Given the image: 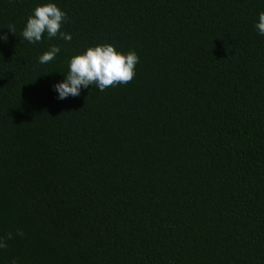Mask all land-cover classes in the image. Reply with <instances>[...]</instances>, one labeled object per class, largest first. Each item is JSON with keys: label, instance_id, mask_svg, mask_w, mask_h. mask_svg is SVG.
I'll list each match as a JSON object with an SVG mask.
<instances>
[{"label": "trees", "instance_id": "1", "mask_svg": "<svg viewBox=\"0 0 264 264\" xmlns=\"http://www.w3.org/2000/svg\"><path fill=\"white\" fill-rule=\"evenodd\" d=\"M49 2L71 40L30 43L26 20ZM261 12L0 0V264H264ZM100 44L137 54L131 82L58 99L70 58Z\"/></svg>", "mask_w": 264, "mask_h": 264}, {"label": "clouds", "instance_id": "2", "mask_svg": "<svg viewBox=\"0 0 264 264\" xmlns=\"http://www.w3.org/2000/svg\"><path fill=\"white\" fill-rule=\"evenodd\" d=\"M65 19L66 14L55 3L38 5L28 16L21 35L30 43L40 42L45 32L50 39L59 36L65 41L71 40V34L61 31ZM255 28L259 34L264 35V12L258 14ZM9 31L15 33L14 28H10ZM0 39L7 41V36L0 35ZM59 52V47L51 46L39 56V62L47 64L54 60ZM138 60L134 51L123 54L110 44L88 47L82 54L70 58L68 74L62 82L53 85L54 90L58 93V99L63 100L69 96L78 97L81 87L88 88L90 85H95L100 91H104L118 84H127L135 76ZM17 235L23 236V232L18 231ZM11 238V233H8L6 238L0 237V248H6L7 240Z\"/></svg>", "mask_w": 264, "mask_h": 264}]
</instances>
